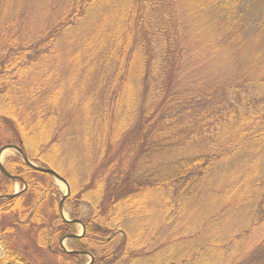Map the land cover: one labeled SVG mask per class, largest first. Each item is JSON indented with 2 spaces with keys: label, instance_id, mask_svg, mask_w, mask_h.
<instances>
[{
  "label": "trees",
  "instance_id": "obj_1",
  "mask_svg": "<svg viewBox=\"0 0 264 264\" xmlns=\"http://www.w3.org/2000/svg\"><path fill=\"white\" fill-rule=\"evenodd\" d=\"M8 1L0 0V9ZM114 2L68 0L48 24L24 27L11 19L0 25V124L10 123L15 137L9 142L69 183L65 161L76 149L70 146L74 136L81 138L76 146H85L82 156L95 160L89 179L93 185L79 189L70 184L65 204L71 206L70 219L85 223L86 233L70 238L66 249L60 240L74 233L75 223L66 221L57 207L53 177L32 169L19 154L9 157L6 170L27 182L31 202L22 214L25 223L36 225L37 242L65 260L84 259L76 252L82 250L94 256L93 264H220L213 257V237L207 239L215 247L208 250L212 253L203 250V235L184 230L164 242L165 234H149L148 214L165 211L152 201L159 200L172 216V202H184L193 193L184 188L202 185L217 171L228 189L225 203L236 191L251 207L250 199L259 200L248 230L233 244L238 251L244 248L240 241L250 227L264 223V75L232 70L222 40L206 42L204 54L186 51L169 34V22L158 24L166 15L159 14L160 0H133L107 9ZM178 13L183 16L179 6ZM81 31L85 36H77ZM75 37L83 49L68 69L61 62V41ZM137 64L139 75L133 79ZM70 78L78 79L74 90L67 84ZM90 80L92 91L87 92ZM131 112L135 119L127 117ZM132 123L134 138L125 153L130 164H117V139ZM231 157L244 166L234 176L223 163ZM107 159L111 161L99 169ZM255 164L259 167L251 168ZM1 176L0 195L11 193V179ZM47 201L52 202L49 220L40 210ZM255 245L250 257L239 253L235 263L264 264V234ZM7 259L0 264H32L15 250Z\"/></svg>",
  "mask_w": 264,
  "mask_h": 264
},
{
  "label": "rangeland",
  "instance_id": "obj_2",
  "mask_svg": "<svg viewBox=\"0 0 264 264\" xmlns=\"http://www.w3.org/2000/svg\"><path fill=\"white\" fill-rule=\"evenodd\" d=\"M66 1L68 0H9L4 5L5 8L0 9V25L11 19L16 20L17 23L20 22L24 27L36 28L43 22L48 24L49 21L52 22L56 18L57 7L61 4L64 5ZM114 1L112 6H108L107 9H118L123 5H130L133 0ZM178 6L183 16L178 13ZM159 9V14L165 13L166 15L158 21V24L161 26L164 21L169 22V34L179 41V44H182L186 48V51L189 50L194 53L197 50L198 54H204L207 52L206 48L208 47L206 42L211 43L222 40L224 42L222 53H228L229 58H232V60L229 59V62H232V70H235L238 74L264 75V0H160ZM84 25L81 26V30ZM82 31L85 30L83 29ZM82 31L77 36H85ZM73 35L76 36L75 33ZM75 39L76 37L64 43L61 41V62H64L68 69L74 65L72 62L73 58H75L74 54L78 50L83 49V41L77 43ZM88 50L86 49L85 51ZM137 69L138 64L134 66L133 79L138 78ZM101 81L102 79L97 82L101 83V91L103 93V91H106V86ZM76 82H78L77 78H70L67 81L71 90L76 88ZM87 84V92H91V80L87 81ZM127 117L135 119L132 112ZM133 124L128 125L125 131L119 134L120 137L117 139L116 150L118 153L121 152L119 153L121 156L117 164H120V162L125 166L130 164V161H127L125 153H128L131 145L130 142L134 138ZM14 137V131L11 130L10 123L3 121L0 124V148L8 143H14L9 142L13 141ZM80 140L81 138L78 136L72 138L70 144L71 150L74 146L76 149L70 154V158L65 161V167L67 174H70L68 178L71 186H78L79 189H82L87 185H93V183H89V179L92 177L91 172L95 168V160L90 156L87 159L82 156L85 151L83 153L80 151L85 147L84 144L81 143L79 146H76ZM89 149L87 146L86 151H89ZM114 150L115 146L113 145V152ZM16 154L17 152L12 149L3 151L1 156L2 162L6 164L9 157ZM159 156L164 158L165 154L160 153ZM247 157L249 158V155ZM110 161V159H107V161L100 163V167L98 163L96 166L102 169ZM223 163L229 167L225 172L233 174L232 176L235 175L236 170L244 167L239 160L233 157H231L228 163L226 161ZM258 167L255 164L251 168ZM1 174L0 172V178H3ZM31 174L38 176L36 173ZM39 177L43 178L40 175ZM20 178L11 180L12 189L10 190L11 193H8L21 192L16 196H21L20 199H15L16 197H14L12 199L0 200V262L7 256L9 262V257L13 250H15L32 264H87L90 260L89 256H85L84 259L79 261L65 260L46 244L40 245L37 242L36 234H38L39 228L36 225H27L22 215L29 210V203L31 201L26 190L27 182ZM219 179L221 180V176L215 171L208 176L202 185H199V182H197L187 186V188L185 187V190L193 193L188 195L184 199V202H172V216L166 213V204H162L159 200H152L154 205H157V203L161 204L160 206H163L165 211L163 212L159 209L154 211L153 209L151 211L152 214H148V224H152V226L150 225L151 230L149 234H165L164 242H168L167 237L169 235L172 238L173 234L177 232L182 233L183 230L189 232V234L203 235L204 240L202 243L205 242V245H207L203 250L209 253H212L211 251L215 248L207 244V239L211 236L216 242L214 243L216 244V248L213 250L216 253H213V257L216 256V260L220 264H240L235 263L239 253L250 257L251 252L253 254L257 247L255 243L258 238L261 237V234H264V223L257 221L256 227H250L246 238L240 241L243 242L244 248L238 251L233 248V244L241 235V231L248 230L245 227L249 228L248 222L253 218L252 213L256 211L257 204L255 202L258 203L259 200L256 198H254L255 200L250 199L251 207L242 200L243 195L240 196L241 193L236 191L229 194L227 197L228 202L225 203L224 198L228 189L225 186L223 187ZM52 181L55 187H57V195L53 198L57 202V207H59L61 198L67 194L68 188L65 184L54 178H52ZM248 189L250 187L245 191H249ZM53 198L51 199L53 200ZM51 203L47 201L40 206V210L45 213L48 220L52 217V210H50ZM167 203L168 209H171L170 200ZM70 208L71 206L64 203L62 213L67 219H70L72 216ZM142 209L145 210L144 207ZM179 209H181V212L177 214ZM74 227L75 231L71 234H82V224L77 223ZM7 228H9V232L6 230ZM215 230L216 234H211ZM227 237L229 238L228 243H223ZM195 239L198 241L199 238L196 237ZM60 241L61 245L66 249L71 248L69 237H64ZM210 248L212 250L208 251ZM210 255L212 256V254ZM16 264L24 263L18 261Z\"/></svg>",
  "mask_w": 264,
  "mask_h": 264
},
{
  "label": "water",
  "instance_id": "obj_3",
  "mask_svg": "<svg viewBox=\"0 0 264 264\" xmlns=\"http://www.w3.org/2000/svg\"><path fill=\"white\" fill-rule=\"evenodd\" d=\"M8 149H12V150H16L23 158L24 162L29 165L32 169H35L36 171H39V172H42V173H46V174H50L55 180L57 181H60L62 182L63 184H65L68 188V191H67V194L63 196V198H61V202H60V205H59V209L62 213V210H63V205H64V202H65V199L66 197L70 194V186H69V183L67 182V180L65 178H63V176L58 172L56 171L55 169L53 168H45V167H42V166H39L35 163H33L26 155L25 153L23 152V150L17 146V145H14V144H7V145H4L2 148H0V159H1V156L3 154V151H6ZM0 170L2 173H4L7 177L11 178V179H15L16 177L13 176L8 170H6L4 164L2 163V160H0ZM20 192H17V193H14V194H9V195H2L0 196V200L1 199H6V198H14L16 197ZM77 222L81 223L80 220H76ZM85 226L83 225V233H85ZM82 234H71V235H68L66 236L65 238H68V237H78V236H81ZM79 253V252H78ZM81 253L83 254H86L90 257V262L88 264H93L94 260V256L89 253V252H86V251H82Z\"/></svg>",
  "mask_w": 264,
  "mask_h": 264
},
{
  "label": "bare ground",
  "instance_id": "obj_4",
  "mask_svg": "<svg viewBox=\"0 0 264 264\" xmlns=\"http://www.w3.org/2000/svg\"><path fill=\"white\" fill-rule=\"evenodd\" d=\"M42 167H45V166H42ZM50 175V174H49Z\"/></svg>",
  "mask_w": 264,
  "mask_h": 264
},
{
  "label": "flooded vegetation",
  "instance_id": "obj_5",
  "mask_svg": "<svg viewBox=\"0 0 264 264\" xmlns=\"http://www.w3.org/2000/svg\"><path fill=\"white\" fill-rule=\"evenodd\" d=\"M85 224V223H84Z\"/></svg>",
  "mask_w": 264,
  "mask_h": 264
}]
</instances>
